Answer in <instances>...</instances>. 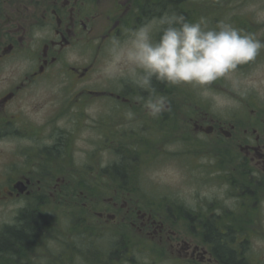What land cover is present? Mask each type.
Instances as JSON below:
<instances>
[{"label": "flooded vegetation", "instance_id": "af4514ba", "mask_svg": "<svg viewBox=\"0 0 264 264\" xmlns=\"http://www.w3.org/2000/svg\"><path fill=\"white\" fill-rule=\"evenodd\" d=\"M211 1L0 0V204H24L0 224V264H264V255L250 254L255 237L262 239L254 216L262 215L264 203V100L233 96L237 108L229 117L173 115L174 85L153 81L168 103L151 116L138 100L149 93L127 78L115 88L111 82L95 88L97 63L112 38L164 13L189 22L203 17L210 28L224 21L264 42V0ZM260 67L264 48L235 71L252 76ZM47 80L65 84L70 97L63 99L59 87L58 96L46 98ZM33 91H42V98ZM67 115L76 126L63 143ZM93 122L100 123L98 140L87 139L86 157L79 162L74 157L79 131L85 125L89 131ZM128 123H141L142 131L124 130ZM175 123L181 128L177 138H212L218 158L240 173L232 207L217 212L204 203L202 210L187 209L170 199L156 207L146 204L152 203L147 195L126 192L134 181L129 166L139 171L134 151L140 155L157 147L160 126L162 139L173 138L169 129ZM81 185L99 189L82 196L98 202V210L28 209L33 200L43 205L41 198L61 203L64 187ZM63 218L69 220L65 228ZM111 223L133 230L134 240L122 234L118 241L116 233L113 242H104ZM144 251L150 257L145 263L139 258Z\"/></svg>", "mask_w": 264, "mask_h": 264}, {"label": "rangeland", "instance_id": "374dc122", "mask_svg": "<svg viewBox=\"0 0 264 264\" xmlns=\"http://www.w3.org/2000/svg\"><path fill=\"white\" fill-rule=\"evenodd\" d=\"M202 2L211 3V0H202ZM107 50L105 56L102 57L101 62L98 61L96 71L94 75L95 88H98L102 83L111 82L115 88L119 83L120 78L109 79L101 69L105 66L107 58ZM108 71L115 73L114 66H109ZM44 86V95L46 98H54L58 96V88L61 87L62 98L67 99L70 97L66 90V85L57 86L56 81L47 80ZM221 83L222 86H218ZM227 88V91L223 88ZM206 89V91H205ZM253 94L260 100H264V67H260L253 71V75L250 72H246L244 75L235 71L232 79L220 78L210 85L201 87H194L193 85L181 84L174 85L172 89L170 99L175 100V107L173 109V115L177 114H207L210 117H229L237 108L236 99H244L247 102L251 99ZM43 92H32L34 98L41 97ZM243 105L247 107V104ZM65 115V114H64ZM67 115L63 120V143L67 142L71 134L68 132L75 130V123H72ZM73 121V120H72ZM89 131L80 129L75 146L74 157L76 160L82 161L85 159V155L82 151L87 148V139L92 137L94 141H97V136L94 135L96 126L100 123L93 122ZM141 123L131 124L128 123L124 130H134L141 132ZM161 125V124H160ZM95 126V127H94ZM162 127L160 126L159 141L160 144L157 147L153 146L151 152L133 155L137 158L133 165L137 166L139 171L134 170L133 167L129 168L130 176L134 178L133 183L126 184V192L132 194H145L152 201L147 202L150 206H158L162 203V199H170L176 201V203L183 208L202 210L204 203L213 206L217 212L221 211V208L232 207L234 204V191L237 180H241L240 173H235L232 169V165L227 162L225 157L218 158L215 148L217 144L209 137L191 138L183 142L182 136L176 137L181 131L180 123H175L169 130L174 132L169 135L170 138L162 139L161 133ZM154 138V136H152ZM227 146L223 144V149ZM6 155V151L3 153ZM105 160L107 158L112 162V155L103 156ZM3 159V158H2ZM217 160V161H216ZM3 160L0 159V163ZM129 163V162H128ZM1 168V167H0ZM133 173V174H132ZM233 173V175L231 174ZM96 174V171H95ZM235 174V175H234ZM72 189H74L72 191ZM234 191H233V190ZM64 193L61 203L48 202L46 198L43 205L37 204V200H33L28 209L37 210L48 209L53 211H88L98 210V202L95 200L90 201L89 197H82L89 195L92 192H96L97 187L94 189L87 186L78 187H64ZM72 193V194H71ZM71 194V195H70ZM74 197V198H73ZM46 201V202H45ZM239 204L242 203L241 199L238 200ZM40 203V202H39ZM156 203V204H154ZM152 204V205H151ZM24 204L21 203H3L0 204V224H5L12 219V212L15 210L23 209ZM262 215L254 216V228L262 239L255 237L250 254L260 257L264 255V236L261 234L264 231V203L262 204ZM63 228L67 227L66 218L62 220ZM82 221V219L80 220ZM247 220H242L241 224H246ZM82 222H79V225ZM78 225V226H79ZM110 229L103 233L105 236L104 242H110L116 233L118 241H122V234L127 238L134 237V231L128 228L115 227L112 223L109 225ZM64 230V229H63ZM115 239V241L117 240ZM134 240V238H133ZM101 242V240H97ZM142 253V252H141ZM139 253V258L144 261L149 260L150 257L146 255L144 251L143 255ZM162 253V252H161ZM138 254V252H137ZM158 264H165V262L159 261Z\"/></svg>", "mask_w": 264, "mask_h": 264}, {"label": "clouds", "instance_id": "9594fccd", "mask_svg": "<svg viewBox=\"0 0 264 264\" xmlns=\"http://www.w3.org/2000/svg\"><path fill=\"white\" fill-rule=\"evenodd\" d=\"M262 48L264 42L230 23L210 28L203 17L189 22L164 13L127 30L123 38L113 37L101 71L109 79L127 78L149 93L138 100L149 115L158 116L168 101L156 94L153 81L202 88L220 78L232 79L237 67L254 62Z\"/></svg>", "mask_w": 264, "mask_h": 264}, {"label": "trees", "instance_id": "16d2710c", "mask_svg": "<svg viewBox=\"0 0 264 264\" xmlns=\"http://www.w3.org/2000/svg\"><path fill=\"white\" fill-rule=\"evenodd\" d=\"M28 222H29V221H28ZM28 224H29V223H28ZM30 224H31V222H30ZM227 252L229 253V251H227ZM227 252H226V250H225V252H223V253H224V256L226 255ZM226 257H227V256H226Z\"/></svg>", "mask_w": 264, "mask_h": 264}]
</instances>
